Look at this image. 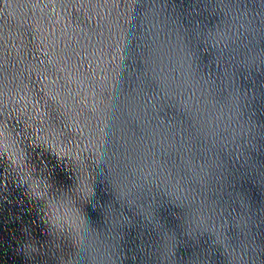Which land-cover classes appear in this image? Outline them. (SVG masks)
Returning <instances> with one entry per match:
<instances>
[{"label":"water","instance_id":"obj_1","mask_svg":"<svg viewBox=\"0 0 264 264\" xmlns=\"http://www.w3.org/2000/svg\"><path fill=\"white\" fill-rule=\"evenodd\" d=\"M0 264H264V0H0Z\"/></svg>","mask_w":264,"mask_h":264}]
</instances>
